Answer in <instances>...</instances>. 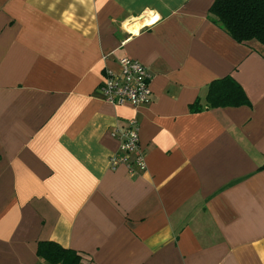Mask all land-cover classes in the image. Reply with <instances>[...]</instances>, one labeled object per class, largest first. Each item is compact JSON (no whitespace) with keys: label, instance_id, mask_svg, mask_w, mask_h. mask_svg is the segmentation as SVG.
Wrapping results in <instances>:
<instances>
[{"label":"crops","instance_id":"1","mask_svg":"<svg viewBox=\"0 0 264 264\" xmlns=\"http://www.w3.org/2000/svg\"><path fill=\"white\" fill-rule=\"evenodd\" d=\"M214 0H0V264H264V44ZM152 95L102 98L119 58ZM231 75L249 105L191 112ZM130 119L144 168L111 167Z\"/></svg>","mask_w":264,"mask_h":264},{"label":"trees","instance_id":"2","mask_svg":"<svg viewBox=\"0 0 264 264\" xmlns=\"http://www.w3.org/2000/svg\"><path fill=\"white\" fill-rule=\"evenodd\" d=\"M209 13L211 20L238 42L255 39L264 44V0H214ZM249 104L242 86L231 75H225L212 80L204 99L197 98L189 110ZM37 253L49 264H79L81 258L79 253L54 241H40Z\"/></svg>","mask_w":264,"mask_h":264},{"label":"built area","instance_id":"3","mask_svg":"<svg viewBox=\"0 0 264 264\" xmlns=\"http://www.w3.org/2000/svg\"><path fill=\"white\" fill-rule=\"evenodd\" d=\"M119 67L118 73L108 71L105 74L99 86L102 98L110 103H128L134 107L148 102L152 91L149 84L150 74L146 66L137 59L122 56L119 58ZM133 163L144 168L136 119H130L127 123L120 145V154L113 155L110 159L111 167L125 164L130 168Z\"/></svg>","mask_w":264,"mask_h":264}]
</instances>
